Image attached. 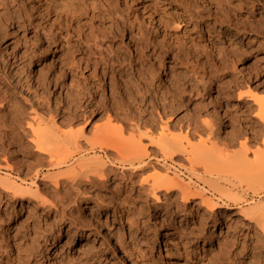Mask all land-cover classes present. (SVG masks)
<instances>
[{"label":"rangeland","instance_id":"rangeland-1","mask_svg":"<svg viewBox=\"0 0 264 264\" xmlns=\"http://www.w3.org/2000/svg\"><path fill=\"white\" fill-rule=\"evenodd\" d=\"M239 4L238 0H0V72L12 73L20 81L9 90L0 73V176L30 187L27 182L36 173L42 178L73 166L69 162L49 169L47 155L39 154L29 142L27 123L38 114L47 121L53 116L62 132L81 128L83 122L71 127L62 124L70 113L65 101L74 98L72 86L83 85L99 72L85 68L84 61L95 64L113 49L121 56L110 75L118 85L112 97L105 89L91 106L95 112L90 113L88 136L98 126L123 129L121 140L128 146V138L139 132L126 120L125 111L151 119V109L146 111L137 89L125 91L141 66L147 76L159 75L157 85L178 80L198 88L200 94L188 89L175 100L168 99L171 121L186 127L196 120L212 119L215 128L221 121L224 127L216 136L235 144L220 143L217 148L234 155L240 149L234 118L239 110L244 132L252 124L249 148L255 151L262 135L256 123L259 109L253 101L237 102V93L249 91L264 99V0H245L242 8ZM235 33L246 37L236 49L231 45ZM131 35L143 37L158 50L147 48L143 62H138ZM25 51L31 59L10 66L13 57ZM72 61L77 69L69 73ZM44 80L47 86L38 88V81ZM157 112L154 135L166 121L160 122ZM175 133L186 136L184 131ZM148 140L143 144L151 156L137 172L125 165L124 158L109 160L116 156L111 151L105 160L106 178L89 174L78 178L76 187L64 182L58 190L49 180L38 178L44 206L21 208V200H31L29 196L12 197L0 191V264H264L261 231L255 223L232 216L236 207L250 208L258 202L254 193L230 173H221L224 177L214 187L201 167L188 175L182 165H190L182 156L163 165ZM199 140L191 143L197 145ZM167 167L201 197L183 201L179 191H161L154 197L143 179ZM202 200L215 203V209L206 210ZM89 252L97 258L92 259Z\"/></svg>","mask_w":264,"mask_h":264},{"label":"bare ground","instance_id":"bare-ground-1","mask_svg":"<svg viewBox=\"0 0 264 264\" xmlns=\"http://www.w3.org/2000/svg\"><path fill=\"white\" fill-rule=\"evenodd\" d=\"M238 1L240 3L239 7L242 8V6L245 4V0ZM17 25H19L18 22ZM178 25L179 23L177 26ZM1 35L2 37L4 36V34ZM131 37L132 46L134 47L133 56L138 62H143L145 58L144 51L147 48L151 47L153 48V51L158 50H156V46L152 44L150 46L143 37L135 38L132 35ZM245 38L246 37L244 35L235 33L233 35L231 45H233L235 49L239 48L238 45H240L241 40ZM26 53L27 51L20 54L18 53L16 57H13L14 62H11L10 66H13L19 62L22 64L23 62L31 59L30 55H28L30 53L27 55ZM120 57L121 56L118 51L113 49L104 58L95 62V64H92V62L88 59L84 61L85 68H89L91 70L94 67V71L98 70L99 72L92 77H87L83 85L80 83L77 85L75 84L74 86L71 85V89L74 90V98L73 100L68 99V101H65V104L68 105V108L70 107V113H68L67 117H65L67 119L62 121V124H68L70 127L83 122L84 125L78 130L70 129L69 131L62 132L60 131V128V130L58 129V124L56 123L53 116H50L49 121L38 114H33V116H31L32 121L27 123L29 131L31 132V137H28L29 142L35 147V150L39 154L47 155L49 169L62 168L69 162L73 163V166L67 168L66 171L64 170L57 174L44 175L42 178L49 180L57 190L58 188L60 189L64 182L70 183L74 188L77 185L76 183L79 182L78 178L81 176H84V178L88 177L89 174L95 176L98 179L106 178V169H104L106 163L105 160L109 159L108 153L111 151L113 154L115 152L116 156H114L112 159L110 158L109 160L117 159V161H119V158H124L127 161H125V165H127L134 172H137L145 166V158L151 156L149 150L147 149V145L143 144V140L149 138L148 145L157 149L156 159L159 163H164L163 165L167 164V162L175 163V159L182 156L184 157V160L190 165L188 168H185V165H182L184 167L185 173L191 175L193 172L195 173V169L197 167H201L204 169L205 176L208 177V182L213 185V187L217 184V180L219 181V179L224 177L221 175V173L226 175L230 173L229 177H233L236 179V181H239L238 183L240 184H245L246 189L252 191L254 193V197H257L259 200L250 208L236 207L232 216L236 217V219H241L242 217L249 222L255 223L256 227L261 231L264 237V99L258 98L249 91H239L237 93V102L242 103L244 100L249 102L253 101V103L258 106L259 113L257 115L258 121H256V123L261 126L260 128L262 129L261 131L259 130V132H261L262 135L260 134V146H258L255 151H250L249 146L253 142L250 144L252 137H248V134L253 135L254 130L252 129L251 124V126L247 127V132L249 133L244 132L242 128V125H244V119L242 120L240 111L237 110L234 117L237 126L235 129V141H238L240 149H238L239 151L235 149L238 152L235 151L236 153L234 155H226L223 150L222 152L218 150V144L222 143V145L224 144L227 146V144L234 142H230L228 139L221 140L219 139L220 137L216 136L217 132L224 127V124L221 123V121L218 123L216 128L211 123L212 119H203V121L196 120L189 123L185 127V125H181L179 122L174 123L175 121L170 120L172 116H168V112L171 111L170 109H172V106H170L167 102L168 99L173 97L175 100V98L180 93H186L188 89H191V93H199L198 88H193L194 86L191 87L192 85L186 86L185 84L178 82V80L170 81L168 85H164V87L160 84L157 85L160 80L159 75L152 72L147 76L140 69V66L134 71V81L131 83L128 82V84L125 86V91L131 92L133 87L137 89V98L140 99L141 103H143V106H147L146 111L151 109V111H149V116H152L151 119L144 120V118L141 116L136 118L131 115V113H127L125 111L126 120L131 122L135 131L139 132L137 136H131L128 138L131 140L128 146L123 144V141L121 140V132L123 129L117 132L111 130L109 131V129L106 130V127L104 129V127L98 126L94 128L92 135L88 136L85 131L88 127L89 119L91 117L90 113L93 114L95 112L90 111V108L94 104L97 96L100 95L101 92L104 93L105 89H109L111 93L110 97H112L115 89L117 88L118 82L112 79L113 77L111 78L110 75L114 72L115 66L120 64ZM75 64L76 63L74 61L71 62V65H69L67 70L69 73L77 69ZM1 72V77L4 79L3 81L6 82L9 90L13 89L16 83L20 82L16 81L14 74H5L3 70ZM192 74L195 76L199 75L195 71ZM109 79L110 81H108ZM93 80H95L96 83L93 82ZM90 82H93L91 87L89 86ZM37 84L38 88L44 89L47 86V81H38ZM20 86L24 87V84H21ZM86 91H88V93ZM67 92L68 91H66V94ZM159 109H163V112L161 113V110ZM154 110H158L156 114H158L157 118L160 120V122H162L164 119L166 120L165 123H162L160 126V130H157L158 133L156 135H154L155 133L153 131ZM128 111H130L129 105ZM174 112H172V114H174ZM142 128L144 129L143 131H141ZM174 130L184 131V133L186 132V136L184 135L183 137L182 135H177ZM22 131L24 132V130ZM197 137L200 138L199 143L197 145L192 144V140L195 138L197 139ZM91 154H95L97 156L95 157L94 155V158L89 157ZM225 167H228V170L225 169V171L223 169ZM160 170L155 169L153 175L146 176L147 178L143 179L145 183H149L148 190L150 189V192L154 197L157 196V192L161 191H165L166 194H170L173 191H179L181 193L180 197L182 196L183 201H188L189 199L196 200L201 197L200 193L192 194L191 191H189V187L182 183L178 173L171 172L169 168L163 169V171ZM40 175L41 174L36 173V176H30L29 180L31 182H27L28 184H31H29L30 187H24L17 184L8 177L0 176V191L10 193L12 197H18L22 194L29 196L32 201L21 200V208H28V205L35 208L44 206L46 201L42 199L41 190L39 187H37L38 185L36 183V180L41 178ZM227 195L231 200H239L237 195ZM200 205L206 208L208 211H212L216 207L215 203L209 202L207 200H202ZM53 208L57 207L55 206ZM227 208L231 209L230 207ZM61 213H64L62 209ZM97 228L100 229L99 226H97ZM87 254L92 259L97 258V255L94 252H89Z\"/></svg>","mask_w":264,"mask_h":264}]
</instances>
